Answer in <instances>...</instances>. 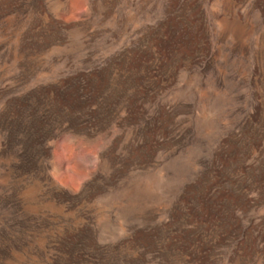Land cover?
I'll list each match as a JSON object with an SVG mask.
<instances>
[{
  "label": "rangeland",
  "instance_id": "1",
  "mask_svg": "<svg viewBox=\"0 0 264 264\" xmlns=\"http://www.w3.org/2000/svg\"><path fill=\"white\" fill-rule=\"evenodd\" d=\"M106 65L135 114L34 175L0 134V264H264V0H0V112Z\"/></svg>",
  "mask_w": 264,
  "mask_h": 264
},
{
  "label": "trees",
  "instance_id": "2",
  "mask_svg": "<svg viewBox=\"0 0 264 264\" xmlns=\"http://www.w3.org/2000/svg\"><path fill=\"white\" fill-rule=\"evenodd\" d=\"M132 85L130 76L112 78L111 65H106L74 73L62 84L34 89L9 101L0 112L2 152L13 157V166L21 174L45 171L50 138L66 131L107 127L122 106L135 114L134 102L126 97ZM139 132L144 135V128ZM194 236L184 234L183 243L190 245Z\"/></svg>",
  "mask_w": 264,
  "mask_h": 264
}]
</instances>
